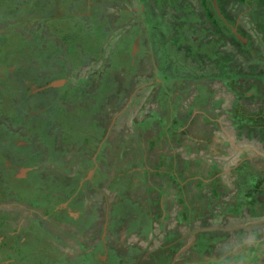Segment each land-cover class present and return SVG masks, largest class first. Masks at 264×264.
Returning a JSON list of instances; mask_svg holds the SVG:
<instances>
[{
	"label": "rangeland",
	"instance_id": "rangeland-1",
	"mask_svg": "<svg viewBox=\"0 0 264 264\" xmlns=\"http://www.w3.org/2000/svg\"><path fill=\"white\" fill-rule=\"evenodd\" d=\"M33 1L30 3L33 4ZM35 1L43 5L40 8L49 9V13L56 18L70 17L73 24H82L87 30L92 29V15L103 25L102 31L106 36L104 42H101L103 39L98 40L100 45L96 53L84 56L78 69H71L72 63L66 61L63 69H66L67 74L65 79H61L64 81L63 86L68 81L78 87L82 86L79 90L82 88L86 91V100L90 104H81L73 98L63 103L62 109L64 114L81 112L86 121L102 118L104 127L110 129L106 135V142L110 145H106V151L103 150L104 160L97 157V167L93 168L90 165L93 160L91 158L101 137L92 138L93 150L88 148L79 151L77 147L80 146L73 145V141L65 147L58 139L61 120L56 122L55 131L52 132L53 150L49 151L47 146L35 138L31 142L33 147L28 157H34L37 171L31 173L24 183L33 184L34 181L40 190L37 197L31 198H41V202L44 198H53L55 204L61 198H66L64 194L69 186L74 194L78 176H86L87 181L93 177L90 183L85 184L82 193L78 192L80 195L72 197L79 196L73 201V205L79 208L71 206V209L79 213L80 208L83 210L78 222L60 216L50 218L43 211L41 214L46 216V220L37 216L33 219L31 214L26 219L13 211L17 214L14 217L19 219L15 226V220H11L8 213V205H17L24 198H18L17 193L12 194L9 185L13 183L9 180L5 183L0 174V192L5 194L0 201V237H5L18 227L19 232L29 230L23 241H19L21 237L18 235L15 236L18 241L11 240L9 245H0V249L6 247L7 259L16 258L17 252L21 253L22 250L29 252V259H34L35 249L41 250L44 247L38 243L40 241L55 246L56 258L60 255L71 256L73 250L90 246V237L102 239V233L98 230L102 228L104 231L105 227L104 240L110 256L105 264H126L127 261V264H264V197L260 198V203L257 200L254 217L248 216V211L239 212V202L235 201L236 195L240 194L235 181L241 179L247 170L255 171L264 178V154L256 146L257 137L262 138V135L260 128L255 126L252 130L253 139L246 137L244 134L248 133V129H243L240 137L242 140H235L238 129L234 126L233 131L228 127L232 111L230 114L224 113L231 107L232 94L219 87L223 86V81H214L217 66H220L228 78L237 76L234 83L237 87L241 85L243 90H247L258 86V91L245 93L253 94L252 98L245 95L239 99L238 105L240 111L251 117L264 113V0H212L215 11H219L224 19H219L220 25L229 26L230 32L235 31L242 37L244 41L236 36L242 45L248 42V37L241 32L248 34V49L243 51L246 56L229 46L233 44L229 40L221 44L215 34L216 28L214 34H211L208 28L210 23L201 19L203 10L200 8H205L204 0ZM26 10L30 11L29 8ZM19 14L20 18L12 14L13 19H0V34L13 31L28 37L35 33L45 42L54 38L48 23L41 19L44 15L39 11L27 22ZM219 15L215 17L219 18ZM226 17L238 25L231 26ZM38 20L45 25H39ZM203 33L207 35L202 40H209L217 46L214 61L195 48ZM93 42L98 44L97 41ZM50 56L52 64L49 63L51 65L46 70L40 69L39 77L59 67L55 59L62 56L53 52ZM32 64L35 68L36 65ZM1 74L0 79L3 78ZM101 81L104 82L102 89L105 97L102 98L103 94H100L101 98L97 102L91 101L90 96L98 94L96 88H100ZM199 84L206 86L209 93L203 88L200 92ZM224 97L226 100L218 103L217 99L222 100ZM199 101L207 102L208 106H202L203 102L201 104ZM194 104L202 107L191 109ZM187 108L191 109V113L187 112ZM187 114L190 115L187 117ZM195 118L203 127L202 132L193 122ZM177 119L181 130L170 134L171 122ZM232 120L236 121L235 118ZM210 123L217 124L219 129L217 126L209 128ZM0 125L18 137L17 127L10 125L3 116H0ZM157 128L167 133V144L156 151L148 148L145 141L152 143ZM182 135L188 137L180 138ZM177 145L179 149H176ZM104 147L105 143L98 149ZM186 149L199 150L200 154L193 155L197 156V160H203L200 157L207 158L209 155L206 153L219 160L218 165H222L219 175L223 178L217 186L214 184L218 176L210 179L204 176V183L212 184L204 187L195 183L203 173L193 172V168H189L190 165L184 166V163L176 165L177 159L174 161L172 158L179 150L183 155L188 151ZM241 155L248 162L244 161L241 168L239 166L231 170L230 167L239 165ZM77 164L83 166V171L75 168ZM183 170H186L184 176L188 179L176 184L174 178L178 180ZM254 179L251 180L256 183ZM14 186L12 189L17 192ZM84 198H87V202ZM119 203L121 206H117ZM125 204L128 205V211L124 208ZM116 208L119 210L118 220L122 222L115 228V235L120 237L115 240L110 237L113 235L112 218L118 211ZM137 208L145 212L142 219L150 221L151 227L138 224L137 221L141 222L139 215L123 219L124 211L129 214L136 212ZM123 223L124 227L133 226V232H123ZM77 224L85 228L90 226V229L94 226L97 230L80 231L83 233L80 235L74 227ZM203 233L209 234L207 242L200 239L199 234ZM85 240H88L87 245ZM36 255L45 258L43 262L50 263L54 259V251H43Z\"/></svg>",
	"mask_w": 264,
	"mask_h": 264
},
{
	"label": "trees",
	"instance_id": "trees-1",
	"mask_svg": "<svg viewBox=\"0 0 264 264\" xmlns=\"http://www.w3.org/2000/svg\"><path fill=\"white\" fill-rule=\"evenodd\" d=\"M31 1L32 0H0V16H1L0 19H2L3 17L8 18V19H13L11 16L12 14H17V16L19 17L20 15L19 12H20L22 17L25 18V22H27L28 19H32L33 14L39 11V13L44 15L43 16L44 19L48 18L47 20L49 21L48 25L50 26V32L53 33L54 38L51 39L49 42H45L44 39L40 38L35 33H32L28 37L21 36L19 34L14 33L13 31L12 32L5 31L0 34V72H2L1 75H3V78L0 79V116H3L6 119V121L13 127H16L18 125H24L25 127L32 130L31 127L36 122L34 113L46 107L54 99L56 100V101L54 100L56 103L54 109L57 110L58 116L63 115L62 112L64 113V110L62 109L63 103H66L71 98L77 97L81 104L85 102L90 104V102L86 100L88 97V95L86 96V91H83L82 88H80L79 90V87H82V86L78 87L76 84L70 83L69 81L61 88L49 87L45 90H41L34 94L31 93V91L35 87L40 88L41 86L50 84L53 81L65 79L67 71L66 69H63V68L65 66L66 61L72 63L71 66L73 68L71 69H78L80 67L79 64L81 63V60L83 59V57L86 55H91V54L96 53L100 45L98 40L103 39L101 40V42H104L105 40L104 38L106 35L102 31L103 25L100 23V21L97 22L96 20L97 17L95 15L91 16L92 17V22H91L92 29L87 30L83 27L84 25L82 24H73L70 17L62 16L60 18H56L54 15H51L49 13V9L48 11L47 9H42L40 7H43V5H40L35 0L33 1V4H31L30 3ZM6 2L8 3L7 4L8 6H5ZM204 2H205V8L203 9L199 7L200 9L203 10L201 12L202 13L201 19L204 20L205 23H210V26H208V28L210 29L211 34L212 35L214 34L215 32L214 28H216L215 34L220 38L221 44L229 40L234 44V45L231 44L229 46H233V48L236 49L237 52H239L241 55L246 56L245 54H243V51H247L248 49L247 44L249 43V39H250L248 34L241 32V34H244L246 37H248L247 38L248 42L242 45V43L238 41V39L236 38V35L230 32V29H228L229 26L227 27L226 25L224 26L220 25L221 21L219 19H222L223 21L224 19L219 15V11L218 13L215 11V7H214V4L212 3V0H204ZM26 8H29L30 11L26 10ZM84 8L86 7L84 6ZM217 14L220 16V17L218 16L219 18L215 17L217 16ZM226 21L231 26L236 25V23L232 22V20L228 17H226ZM205 34L207 35V33H203L200 39L206 36ZM128 38H130V36ZM93 41H97L98 44L94 43ZM121 42L124 43V41H121ZM199 45H200L199 48L197 46L195 47L197 52L205 56L209 55V58H212V60L214 61L215 60L214 55H216L217 46L213 42H210L209 40H205V39L203 40L201 39V42L199 43ZM249 45L251 46V43ZM126 49H127V46H126ZM52 52L55 54H60L62 56L61 58L55 59L59 67L53 68V70L47 73L48 75L44 74V76L39 77L38 73L41 72L40 69L46 70L52 64L50 62V57H51L50 55ZM55 60L53 62H55ZM32 63L36 65L35 68H33ZM10 67H14L13 71L12 72L6 71V69ZM217 70L218 72L216 73V76H215L216 78L214 81L215 82L223 81L221 82L223 86H219V85L218 86L224 88L228 93L232 94L231 96L233 100L230 103L231 107L229 106V108L225 110L224 113L230 114L232 111L231 113L232 115L230 114L231 119L229 120L228 127L230 130H233V131H235L234 126H236V128L238 129L239 133L236 131L235 140L240 139V137L242 136L243 129L244 130L248 129V133L244 135L248 137L249 139H253L254 134L252 130L255 126H258L260 128L259 132L262 135V138H259L258 136V140L256 139V146L259 147L260 153L264 154V115H263L264 113H261L258 116L251 117V116L245 115L242 111H240L241 107L238 105V101H240L241 98H243L245 95H248L251 98L254 96L253 94H245V93H250L252 91H258L259 87L255 85L254 87H251V88L249 87L247 90L246 89L243 90L241 85H239V87H237L236 84L234 85L237 76L228 78V76L226 75L227 73L224 74L223 69H221L220 66H217ZM105 77H107V74ZM103 84L104 82L101 81L100 88L99 87L96 88L98 89V92L100 94L104 93ZM199 85H201L200 92L203 90H206L207 88L206 86L204 87L202 84H199ZM201 88H203V90H201ZM207 93L209 92L207 91ZM103 97H105L104 94L102 98ZM98 98L99 97H96L95 94H92V96H90V100L94 102H97ZM217 100L219 103V102H224L226 99L224 97L222 100L221 98H218ZM199 102L200 103L203 102V104L201 103L202 106L203 105L208 106V103L205 101H199ZM60 103L62 104L60 105ZM199 106L201 105L194 104V106L191 109L199 108ZM212 106H214L213 103H212ZM83 109L85 110L86 108L83 107ZM83 109L81 108L80 110L82 111ZM191 109L187 108V112L191 113L190 112ZM25 115H28L29 121L22 120V118ZM189 115L190 114H187V117ZM210 115L211 117L213 116L212 113H210ZM234 118L236 119L235 122L232 120ZM78 119L79 120L84 119L83 114L81 112L78 115ZM193 122L195 123V125L197 126L200 132L204 130L202 126L200 127L201 124L200 125L198 124L196 118L194 119ZM216 126L217 124H211V123L209 124V128H212V129ZM161 129H158V128L156 129L155 132L157 134L153 136L154 139L151 138L153 139L151 144L145 141V143L149 144L148 148L150 147L153 150L157 151L163 148L164 147L163 145L167 144L166 142L167 139H165L164 136L159 135V132ZM218 129L219 127L217 126V130ZM180 130H181V127L178 124V119L175 121H172L171 128L169 129V133L170 134L176 133V132H179ZM3 132H8V131L0 125V148H2L3 143L6 141L4 139L9 137V136L3 135ZM185 137H188V136L186 135L180 136V138H183V139ZM162 139H164L165 141H163ZM173 139L174 138H172V140ZM83 141L87 145L88 143L89 144L93 143V139L88 136L85 137ZM9 143L11 146L16 148V145L14 144L12 139L9 140ZM177 147L178 149L180 148V146L177 145L176 149ZM186 150H188L189 152L186 151L184 152L183 155H181L180 150H179V153L176 154V156L172 158L174 161L177 159L175 161L176 165L180 163H184V166L190 165L189 168L192 167L193 172H197V174H200V173L206 174L205 176L206 179H210L213 176H215L216 173L221 172L222 165L221 164L218 165L219 160L217 158L215 159L214 156L210 157V154L206 153V155H209V156L207 158L200 157L201 159H203L200 161L196 159L197 156L193 157L194 154H200L199 150H194V149L192 150L186 149ZM2 154L4 153L2 152ZM222 154H225V153H222ZM180 155L181 157H179ZM218 156L220 157L219 154ZM160 157L162 156L160 155ZM260 158L262 157L260 156ZM163 160H164V157H163ZM245 161L248 162L247 160ZM18 163L23 164V166H29L31 165L32 161H30L29 159L26 161H20ZM18 163L14 155L13 164L18 165ZM196 163H197V166L195 167L194 164ZM240 165H238V167ZM216 167H218V170H216ZM241 167L242 166H240V168ZM3 169H4V162L2 158H0V172ZM186 170H183L178 180L174 178L175 183L184 182L186 179H188L187 176H184L186 175V172H185ZM3 177L5 178L6 175H3ZM200 177L201 178H198V180H195V183L198 182L200 185H203L204 187H206L207 185H212V184L204 183L205 178H203L202 176ZM193 179L194 177H192L191 180ZM251 179H254L256 183H254L253 180ZM235 182H236V185H235L236 188L238 187V193H240V194H237L236 195L237 198H235V201L239 202L238 207H237L238 211L240 212L241 210V211H245L246 213L248 211L247 213L248 216L254 217L255 213L257 212V205H258L257 200L260 203V198L264 197V178H261L255 171L247 170L246 174L241 179H236ZM190 183H192V181L189 182L188 184ZM219 183H220V180L218 179L215 181L214 186H217ZM131 186H133V184H131ZM179 202L181 203L180 200ZM127 207L128 205L125 204L124 208L126 210H128ZM136 213L139 216L143 215V213H141L139 210H136ZM151 221H153V218H151ZM177 221H179L178 218H177ZM208 235H209L208 233L199 234L200 239H202L204 242H207L209 240L210 237ZM42 251L44 250L42 249ZM49 251H52V249H50ZM24 252H27V251H24ZM36 252L37 254L40 253V251H36ZM64 257H65L64 255H60L58 258H56L55 256L54 259L50 263H48L47 261L43 262V257L39 255H35V254L33 256L34 259H29V257H25L24 259L27 258L26 264H63Z\"/></svg>",
	"mask_w": 264,
	"mask_h": 264
},
{
	"label": "flooded vegetation",
	"instance_id": "flooded-vegetation-1",
	"mask_svg": "<svg viewBox=\"0 0 264 264\" xmlns=\"http://www.w3.org/2000/svg\"><path fill=\"white\" fill-rule=\"evenodd\" d=\"M41 19H44V18L42 17ZM47 19L48 18H46L45 21L47 23H49V21ZM37 23L40 25L42 22H40L38 20ZM43 25H45V24H43ZM236 25H238V24H236ZM199 39H200V37H199ZM200 42L201 41L197 42L195 46H197L199 48ZM13 69H14V67H10V68H7L6 71L12 72ZM48 85L49 84H47L45 86H41L40 88L35 87L31 91V93L34 94V93L39 92L41 90H45V89L49 88V87H47ZM61 87H63V85ZM61 87H56V88H61ZM96 96L100 97V93L98 92V94H96ZM75 98L77 99V101H79L77 97H75ZM72 99L73 98H71L68 101H71ZM54 100L51 103H49L46 107H44L43 109H40L39 111L34 113L36 122H35V124H33V126H36V127L32 126L31 127L32 130L25 127L24 125H18V126H16L18 129V137L12 135L10 132H3V135L10 137V138L7 137L9 140L12 139V141L16 145V148L10 145L9 140L7 138L4 139V140H6L5 141L6 143L4 142L2 148H0V158H2V160L4 162V169L0 172V174H2V172H3L2 175H6V177H8V178L2 177V179L3 178L5 179V183H8L7 180H9L10 182L13 183L12 185H9V187H11L9 189V191L12 194L17 193L18 198L19 197L24 198V200L22 202L18 203L17 205H14V204L8 205V207L10 209V211H8V213L12 217L11 220H15V222H16L15 226H17V222L19 221V219L14 217L17 214L14 213L13 211H17L20 214V216H23V218H26V219L29 218L30 214L33 215V219H34V217L37 216V217H40L41 219H44V220H46L45 217L47 215H50V218L60 216V217H64L65 219H70L71 221L78 222L79 221L78 218L80 215H82L83 210L80 208V213H79L76 210L71 209V206L79 208L78 206L73 205V201H75L79 196L77 198H72V197L74 195L77 196V194L80 195V193H82V191L84 190L85 184L86 183L88 184L93 180V177L87 181L86 176H78V182H77L78 186L75 187L74 194H73V190L71 191V187L69 186V190L64 194L66 196V198H61L62 200L55 203V204L53 203V200H52L53 198H51V200H50V198H44L43 202H41V198H31V197H37V195L39 194V191H40L37 189V186H36L37 184L34 181H33V184L24 183L25 182L24 180H26V178L28 179L29 176L31 175V173L33 174V172L37 171V170H35V166H34V164H35L34 157H32L33 161L31 163V165H29V166H23V164H20L18 162L32 159V158H29L28 155H31L32 147H33L31 142L34 138L39 140L40 142H42L45 146H47L49 151L53 150L51 143H53L54 135L52 132L55 131L56 122L58 120L62 121L61 122V130L59 131L60 134H59L58 139L62 142V144L65 147L68 144H71V141H73V145L80 146V147H77L79 151H84L88 148H89V150H93L92 148H93L94 144L88 143V145H87L83 141V139L87 136L91 137V138L101 137L99 143H97V147L94 150L93 156L91 158L93 160H91L92 163H90V165L93 168L97 167V164H98V162L96 160L97 157H100L101 160H104L105 153L103 150H105L106 145H110L109 143L106 142V135H108L110 129L109 128L106 129L104 127V123L102 121V118L99 120H96V121H92V120L86 121L85 118L83 120L82 119L79 120L78 119L79 112H77L76 114H64L62 112L63 115L58 116L57 110L54 109V107L56 105V103H55L56 100L55 101ZM53 104H54V107H53ZM113 111H114V109H113ZM38 113H40L42 116H40ZM69 115H73V117L69 116ZM22 120L23 121L28 120V115H25L22 118ZM6 130L8 131L7 128H6ZM19 130H22V133H19ZM159 135L166 137L165 135H167V133H165L164 130L161 129L159 132ZM257 140H258V137H257ZM104 143H105V147L103 149H98V147H100V145H103ZM2 152L4 154H2ZM82 153H83V155L86 156L85 152H82ZM14 155H15V158H16L18 165L13 164V156ZM245 160H246V158H242L239 165L241 163H243ZM82 167H79V164H77L75 168L83 171ZM237 167H238V165L234 166V167H230V169L234 170ZM19 170H24V173L21 174L20 177H15L14 175L17 172H20ZM219 174H221V173L220 172L216 173L215 176H213L212 178H214V177L216 178L218 176L216 178V180L219 179L221 181L222 176ZM86 175L88 176V173H86ZM176 176H178V175H176ZM204 176H206V174L202 175V177H204ZM198 178H201V177H198ZM204 181H205V179H204ZM13 185H15L14 188H16L17 192L14 189H12ZM0 187H1V184H0ZM17 187H18V189H17ZM29 188H31V191H34V192L29 191ZM61 188L63 189L65 187L61 186ZM29 192H31V193L28 194ZM78 192H80V193H78ZM52 196H55V194H53ZM4 197H5V194L3 195V192L2 193L0 192V201ZM84 200H85V202H87V198H84ZM80 204H82L83 207H85V204L83 202H80ZM117 206H121L120 203L117 204ZM136 210H139V209L137 208ZM41 211L47 212L46 216H43L41 214ZM127 211H124L122 213V215L124 216L123 219H127L128 217L136 218L135 215L138 216V214L136 212H131V213L127 214ZM118 213H119V211L114 213V218H112V220L114 219L113 228H112V234L113 235L110 238L115 239V240L120 238L117 235H115V233H116L115 228L118 227V223L121 224V222H122L121 219L118 220ZM141 213H143V212H141ZM25 214H26V216H24ZM140 218H141V222L137 221L138 224H140V225L143 224L146 227H151L150 221L145 222L142 219V215L140 216ZM91 219H92V217H91ZM150 219H151V217H149V220ZM21 222H24V221L21 220ZM142 222H145V223H142ZM114 226H116V227H114ZM74 227L79 232L84 231V230H88V231L90 230L91 232H93V231L97 230L94 226H92L90 229L89 228L90 226L88 228H85L79 224L75 225ZM133 229H134L133 226L124 227V223H123V228H122L123 232L130 234V232H133ZM19 231L20 230L18 227L14 231L9 232L8 233V235L10 237V238L8 237L9 239L7 238L8 235H5V237H4V235L1 234L2 236L0 238H3V239L0 242V245L3 243H5V245H7V243H8V245H9V241L16 240L17 238L15 239V236L17 237L18 235L21 237V238H19V241L20 240L23 241L24 237L27 235V232L29 230L24 229L22 232H19ZM98 232L102 233V239L99 238V240H96V239L90 237L89 239H90L91 245L86 247V248L84 246H82L79 249H77L76 251L73 250V254H71V256L67 255L64 257L63 264H101V263L105 264V263H107L110 259V256H108V250H107L105 240H104L105 227H104V231L101 228V230L100 231L98 230ZM79 234L82 235L83 233L80 232ZM108 235L111 236V234H108ZM16 241H18V239ZM38 243L44 245V247L42 249L45 251V253H47L50 249H52V251H54L53 257H55V246L50 245L49 243H44L43 241H40ZM85 244L86 245L88 244V240H85ZM120 244H123V243L120 242ZM42 249L41 250L35 249V255L37 253L36 251H40L39 254L43 253ZM0 251L2 252V255H0V264H26L27 258L26 259H24V258L28 257L29 252H24L22 250L21 253L17 252L16 258H14L12 260H8L7 259V253H6V247L0 249ZM86 257H89L90 259H86ZM43 259H45V258H43ZM20 260H22V261H20ZM127 263H128V261L126 262V264Z\"/></svg>",
	"mask_w": 264,
	"mask_h": 264
},
{
	"label": "water",
	"instance_id": "water-1",
	"mask_svg": "<svg viewBox=\"0 0 264 264\" xmlns=\"http://www.w3.org/2000/svg\"><path fill=\"white\" fill-rule=\"evenodd\" d=\"M233 32H234V34L237 36V38H238L239 40L244 41V39H243L242 37H240L239 35H237L235 31H233ZM63 83H64L63 80H56V81L50 83L47 87H60V86L63 85ZM17 171H18V170H17ZM17 171H16V172H17ZM19 171H20V172H17V173L14 175L15 177H20V175L24 173V170H19Z\"/></svg>",
	"mask_w": 264,
	"mask_h": 264
}]
</instances>
